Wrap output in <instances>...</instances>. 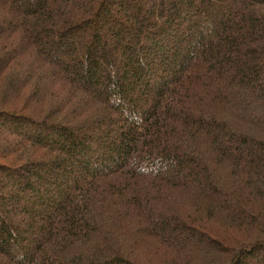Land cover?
Listing matches in <instances>:
<instances>
[{"label":"trees","instance_id":"obj_1","mask_svg":"<svg viewBox=\"0 0 264 264\" xmlns=\"http://www.w3.org/2000/svg\"><path fill=\"white\" fill-rule=\"evenodd\" d=\"M0 174V264H264V0H0Z\"/></svg>","mask_w":264,"mask_h":264},{"label":"rangeland","instance_id":"obj_2","mask_svg":"<svg viewBox=\"0 0 264 264\" xmlns=\"http://www.w3.org/2000/svg\"><path fill=\"white\" fill-rule=\"evenodd\" d=\"M113 134L111 133L110 134V136H112ZM91 158H93L92 156L90 157V159ZM0 179L3 181V183H4V187H3V190H6V189H10V187H11V185H12V183H13V181H14V179H8L7 177H5V176H3L2 174H0ZM7 187V188H6ZM51 194H54V192L53 193H51ZM7 205V204H6ZM26 236V235H25ZM142 246H145V245H142ZM257 256L259 257V254H257ZM257 257V259H259ZM253 262V261H252ZM254 264H255V262H253Z\"/></svg>","mask_w":264,"mask_h":264}]
</instances>
